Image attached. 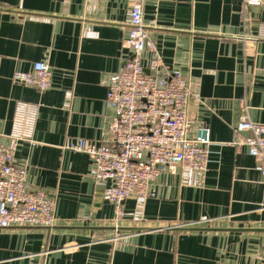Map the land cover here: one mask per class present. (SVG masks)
<instances>
[{
	"label": "crops",
	"instance_id": "crops-1",
	"mask_svg": "<svg viewBox=\"0 0 264 264\" xmlns=\"http://www.w3.org/2000/svg\"><path fill=\"white\" fill-rule=\"evenodd\" d=\"M135 1L0 0V142L10 144L17 103L38 106L15 159L28 186L55 202L53 227L0 229V264H260L264 178L248 148L231 143L243 117L264 124V5L249 7L245 24L239 0H140L163 64L191 83L190 136L210 130L204 184L194 171L167 168L151 196L123 203L133 216L116 228L91 157L65 146L111 139L106 83L129 56ZM40 61L52 72L48 91L13 81Z\"/></svg>",
	"mask_w": 264,
	"mask_h": 264
},
{
	"label": "built area",
	"instance_id": "built-area-1",
	"mask_svg": "<svg viewBox=\"0 0 264 264\" xmlns=\"http://www.w3.org/2000/svg\"><path fill=\"white\" fill-rule=\"evenodd\" d=\"M239 1L245 24L249 22L248 8L264 5V0ZM143 15L142 2L136 0L125 39L129 56L106 83V105L114 109L116 116L109 143L98 145L81 139L65 145L68 150L91 157L96 186L104 200L114 206L116 228L133 216L124 211L123 203L151 196V182L167 168L179 165L194 171L197 185H202L210 163V130L200 126L196 135L190 136L191 83L182 73L165 67ZM259 37L264 38V23ZM13 81L46 92L51 87L52 72L47 63L40 61L30 72L16 73ZM37 119V105L17 103L10 144L0 142V229L50 228L55 224L54 199L45 190L28 186L27 170L15 159L18 142L32 137ZM243 134L248 135L243 138ZM231 145L246 146L264 178V124L243 117L235 127ZM215 222L205 217L201 223ZM259 262L264 264V251Z\"/></svg>",
	"mask_w": 264,
	"mask_h": 264
},
{
	"label": "water",
	"instance_id": "water-1",
	"mask_svg": "<svg viewBox=\"0 0 264 264\" xmlns=\"http://www.w3.org/2000/svg\"><path fill=\"white\" fill-rule=\"evenodd\" d=\"M176 227H179V226H176ZM184 227H180L178 229H183ZM200 230V229H199ZM201 230H205V229H201ZM206 230H209V229H206Z\"/></svg>",
	"mask_w": 264,
	"mask_h": 264
}]
</instances>
